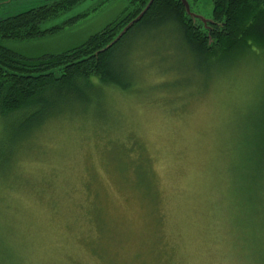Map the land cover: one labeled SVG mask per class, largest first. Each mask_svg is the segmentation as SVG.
<instances>
[{"label": "rangeland", "instance_id": "rangeland-1", "mask_svg": "<svg viewBox=\"0 0 264 264\" xmlns=\"http://www.w3.org/2000/svg\"><path fill=\"white\" fill-rule=\"evenodd\" d=\"M56 1L0 0V20ZM125 3L85 0L45 24L88 13L60 33L9 46L65 51ZM192 9L210 20L212 0ZM116 64L123 87L60 106L25 140L0 116V264H252L234 181L264 132V51L206 62L165 25L128 38Z\"/></svg>", "mask_w": 264, "mask_h": 264}, {"label": "trees", "instance_id": "trees-1", "mask_svg": "<svg viewBox=\"0 0 264 264\" xmlns=\"http://www.w3.org/2000/svg\"><path fill=\"white\" fill-rule=\"evenodd\" d=\"M84 1L59 0L0 20V116L19 119L17 123L22 120L17 141L27 139L53 118L60 106H85L102 86L123 87L120 79L125 70L117 66V55L128 38L146 29L173 26L188 49L206 62L235 60L254 49L264 51V0H212L211 22L206 25L191 17L181 0H154L142 20L105 50L151 2L126 0L117 18L65 51L28 54L9 46L60 33L64 25H72L88 13L51 28L45 29V24ZM188 2L194 13L192 6L198 0ZM252 136L249 147L244 146L234 181L247 222L237 228L249 238L248 259L252 264H264V132L256 130ZM255 167L257 173L249 179L246 172Z\"/></svg>", "mask_w": 264, "mask_h": 264}, {"label": "water", "instance_id": "water-1", "mask_svg": "<svg viewBox=\"0 0 264 264\" xmlns=\"http://www.w3.org/2000/svg\"><path fill=\"white\" fill-rule=\"evenodd\" d=\"M153 1L154 0H151V2L146 7V9L135 20H133L128 26H126L124 28V30L119 34V36L105 50H108L111 46H113L114 44H116L135 24L139 23L142 20V18L144 17L145 13L148 11V9L150 8V6L152 5ZM181 2L184 5L187 13L191 17H193L194 19H197V20L202 21L205 25L207 23L211 22V20H205L204 18H201L197 14L192 13L191 12V8H190V4H189L188 0H181Z\"/></svg>", "mask_w": 264, "mask_h": 264}]
</instances>
